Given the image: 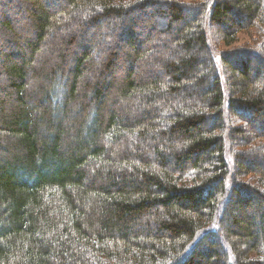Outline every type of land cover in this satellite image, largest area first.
Wrapping results in <instances>:
<instances>
[{
	"label": "trees",
	"instance_id": "trees-1",
	"mask_svg": "<svg viewBox=\"0 0 264 264\" xmlns=\"http://www.w3.org/2000/svg\"><path fill=\"white\" fill-rule=\"evenodd\" d=\"M25 1L0 0L33 18L0 20V264H264V0ZM79 12L93 35L33 68ZM135 17L167 39L140 52ZM118 21L122 78L93 59Z\"/></svg>",
	"mask_w": 264,
	"mask_h": 264
},
{
	"label": "rangeland",
	"instance_id": "rangeland-1",
	"mask_svg": "<svg viewBox=\"0 0 264 264\" xmlns=\"http://www.w3.org/2000/svg\"><path fill=\"white\" fill-rule=\"evenodd\" d=\"M59 3H60V6L59 7H54L53 5L51 6H48L47 8V11L48 13L52 14V15H56L57 12L59 11H63L65 8H66V2L67 0H58ZM182 1H185V2H188L189 0H182ZM39 3V1H38ZM25 4H31L28 2V0L25 1ZM12 7H0V20H2V18L4 17L6 20H14V18L16 19V17H18V14L17 12H15L13 10V8L11 9ZM37 9V8H35ZM3 10V11H2ZM187 13V12H186ZM1 14L3 16H1ZM24 19H22V25L23 26H26V25H29L31 26V24L33 25V18H32V14L31 12H29V14H27L26 12L24 13ZM88 13L87 12H79L78 15L76 14V16L74 15L73 18H68V23L71 24V26H73L72 28H70V25H63L65 22H62L59 26V28L57 29H53L52 32L50 33L51 35H48V37L46 38V40L42 43H40L38 45V49H39V52L37 53L36 55V61H35V65H33V68H41L43 67V63L44 61L48 58L50 59L52 62H57L56 61V58H55V53L57 52V50L54 48L55 45H57V40L55 39V36H62V35H69L71 32L74 31V26L77 28L78 27V23L79 25L82 27L81 30H83L84 32L88 29L89 32H90V35H93V31H95L96 28H92L94 25L91 24H87V20L88 18L85 19L86 15ZM71 16L73 15V12L70 14ZM134 16V15H133ZM59 17H63V15L59 16ZM157 17V16H156ZM154 17L153 18V23L154 24H160L162 25L165 21L164 20H161L159 18H156ZM83 21H85L86 23H84L83 25ZM108 21V20H107ZM106 19L105 20H101L100 21V28L97 30V34H100L102 33L103 31L105 32V36L107 37L108 35H110V32H108V30L106 29ZM150 22L147 21V20H143V21H140L139 18L135 17L132 21V28L135 30V32L137 33L136 35V38L138 39L139 41V44H140V52H143V51H148L150 50V48H154V45H159L158 43L162 42V41H165L167 38L165 36H160L161 38H159L157 41L156 40H152L156 35H157V30L153 31V34L151 33L148 38L146 37L145 35V29L148 27L147 25L149 24ZM182 23V21H181ZM99 24V22H98ZM127 24V23H126ZM174 25H179V23H174ZM125 26V24L122 22L120 23V21L117 22L116 24V28H114L115 32H113V34H111V36L113 35V39L115 41H117V45H114V46H111L110 49H103L101 50L99 53H94L93 55V59H96L97 61H103L104 58H102L105 54H106V57L111 53V52H115V51H118L119 52L117 53V58L118 60L122 63L121 67H118V72L115 74L117 75L118 78H122V74L123 72H126L125 70V63L124 61H122L123 57L122 55L124 56V54H122L123 52L126 51L125 48H128L126 45L122 44L124 42L123 39H121L124 35H125V32L122 34L121 31H124L123 30V27ZM113 27V26H112ZM159 27V26H158ZM71 31V32H70ZM54 32V34H53ZM154 35V36H153ZM87 36V35H86ZM96 36V35H95ZM252 35L250 32H240L238 33L237 35V41L233 44H231L230 46H224V45H220V43H216V48H215V51H222V50H225V51H232L234 52L235 51V48L236 47H239V46H244L245 44H249L248 46H246V48H252V45H251V42L253 41V39L256 37ZM116 38V39H115ZM79 39V38H78ZM94 41V39H93ZM120 45H122V49H120ZM241 49H245L244 48H241ZM218 51V52H219ZM69 55H72V50H70V52L68 53ZM148 58V56H147ZM144 58H142V60H138V62H136V66H135V69L136 70H141V69H144V65H145V62H144ZM216 61V60H215ZM240 61H243L242 58H240ZM216 65L220 64V62H215ZM255 63V62H254ZM254 63H252V65H254ZM236 64V63H235ZM100 67L102 68V66L100 65ZM38 70V69H37ZM36 70V71H37ZM158 71V70H157ZM156 71V72H157ZM231 75L233 77H235L234 75H236L235 73H231ZM0 83H1V80H0ZM34 86L33 83L31 84V87ZM29 89H32V88H29Z\"/></svg>",
	"mask_w": 264,
	"mask_h": 264
},
{
	"label": "bare ground",
	"instance_id": "bare-ground-1",
	"mask_svg": "<svg viewBox=\"0 0 264 264\" xmlns=\"http://www.w3.org/2000/svg\"><path fill=\"white\" fill-rule=\"evenodd\" d=\"M15 3H16V6H17V10H16L15 12H18V14L20 13V15H22L21 18H23V17H24V12H23V10H21L22 7H19V8H18V6H19V5L22 6V4H19L18 2H15Z\"/></svg>",
	"mask_w": 264,
	"mask_h": 264
}]
</instances>
